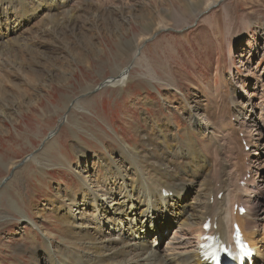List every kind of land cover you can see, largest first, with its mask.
I'll return each mask as SVG.
<instances>
[{
	"label": "rangeland",
	"instance_id": "1",
	"mask_svg": "<svg viewBox=\"0 0 264 264\" xmlns=\"http://www.w3.org/2000/svg\"><path fill=\"white\" fill-rule=\"evenodd\" d=\"M212 1L215 5L208 7ZM3 4L0 8L6 7ZM61 4L52 15L60 23L45 25L53 13L45 11L24 24L19 31L24 34L0 38V264H32L34 253L28 248L42 255L51 239L60 243L65 227L55 215L56 188L67 195L76 192L81 186L79 171L91 166L86 182L99 191L109 178L100 158L102 152L110 154L103 142L113 147L111 157L126 169L128 159L118 157L121 145L153 152L149 139L154 134L152 140L164 150L162 133L177 132L183 145L189 128L197 131L200 125L202 131L208 128L206 138L196 132L194 137L200 147L202 140L210 145L212 152L201 168H211L213 189L216 194L227 189L221 187L227 176L242 187L247 179L254 180L250 188L254 185L256 192L249 193L253 202L248 203L245 218L257 220L264 233V0ZM198 12L201 15L195 17ZM16 18L11 13L9 22ZM116 68L128 70L121 87L108 85ZM151 69L155 77L148 73ZM189 113L194 114L192 121ZM241 122L245 131L239 134L235 127L244 128ZM248 133L254 142L247 136L248 145L243 140L241 144ZM143 141L152 145L143 147ZM82 149L87 160L78 158ZM64 158L70 162L63 166ZM129 170V179L137 180V171ZM202 185L200 195L192 198V191L183 196L189 205L210 189ZM167 196L175 199L172 192ZM216 203L204 216L218 211L221 203ZM201 207L195 206L191 214ZM85 211L92 234L100 213L92 207ZM29 213L37 224L25 216ZM171 222L146 238L162 257L173 254L175 246L184 247L187 239L193 241L185 235L187 227L176 219ZM103 232L117 239L127 237L107 223ZM23 244L25 251H20Z\"/></svg>",
	"mask_w": 264,
	"mask_h": 264
},
{
	"label": "bare ground",
	"instance_id": "2",
	"mask_svg": "<svg viewBox=\"0 0 264 264\" xmlns=\"http://www.w3.org/2000/svg\"><path fill=\"white\" fill-rule=\"evenodd\" d=\"M67 2L68 0H0V3L6 5V7L0 8V38L8 40L9 37L18 33L23 28L24 24L29 23L33 18L45 11L49 13L51 11L53 12H51L52 14L50 13L51 17L49 16L50 18L45 25L49 26V24H51L50 22H54V20L56 24L59 18L52 17V15L55 14L53 16H56L61 9L60 4L62 3L61 5L64 6ZM211 3L215 5L213 1L208 2V7L212 6ZM1 9H5L4 12L1 11ZM11 13L17 16L15 22H9ZM200 15L201 12H198L195 14V17ZM68 17L71 19L72 15ZM48 29H50V27ZM21 32L19 33L21 34ZM21 36L22 35L19 37ZM19 45L21 44L19 43ZM4 52L8 51L5 50ZM12 54L16 55L19 53L13 52ZM8 56H10V53ZM20 64L22 63L20 62ZM127 71L128 70H123L121 68L114 70L115 76L109 80L110 83L108 85L121 87L127 82ZM148 73L154 76L155 71L153 72L151 69L148 70ZM171 84L173 85V83ZM189 116L192 121L194 114L189 113ZM242 123L243 122L240 124L244 126ZM169 124L170 123L167 121L168 127ZM204 129L205 130L202 131L201 125L200 129L197 130L198 132L189 128L190 131H187V140L183 145L178 142L179 136L177 132L174 135L167 131L162 133L160 138L162 139L164 150L152 140L155 135H150L149 141L154 145L155 149L153 152L143 148L144 146L150 147L152 145H146L147 143L145 141L142 142V148L144 150H141L140 146L128 150L121 145V142V144H119L121 148L119 147L118 157L123 158V160L124 158L128 159L129 166L126 169L121 167L115 158L111 157L113 154V147L110 148L111 146L109 147L106 142H103V148L110 153L109 156H106L103 152L100 153V158L104 163V169L109 176L108 180L103 181L99 191L90 188L86 182V177L89 176L91 166H87V168H83V171H79L81 175V177H79V179H81V186L79 184V186H76V192L70 191L69 195H67L63 194L61 189L56 188L57 199L55 205L57 208L55 209V215H57L60 223L65 227L61 229V244L57 243L55 245L56 239H51L47 244V248L42 249V255L39 253L38 249L34 250L31 247L28 248L34 253L32 264H39L42 260L47 264H207V262L203 261L197 239L201 236L203 225L208 219L217 224V228L213 231L218 233L220 237L225 240H229L231 237L233 224L235 222L239 223L244 238L250 242V245L256 253L252 260L253 263L249 264H264V233L261 232L262 229L257 220L249 221L245 218L248 212V203L253 202L249 193L251 191L256 192V190H254V185L250 188V184L252 185L254 180L251 183V179H247L245 183L246 186L242 187L233 184L232 179L227 176L221 186H227V189L219 191L216 194V191L213 189L214 184L210 181L211 168L210 170L208 166L201 168L202 164H207L208 155L210 156L212 152L209 149L210 145L203 143L202 140V142L199 143L201 145L200 147L196 142L195 137L197 135L194 137V133L196 132L198 135H205L206 138L205 131L207 132V126H205ZM238 129H240V131ZM170 130H172V128ZM235 130H238L239 134L244 133L245 126L244 128H240L239 125V127H235ZM247 136L252 139V134L250 135V133H248L245 139H241V144L242 140H246L245 145H248ZM251 141L252 143L254 142L253 139ZM118 142H120V139ZM245 145H243L242 148H244ZM78 158L79 160L82 158H86L87 160V153L84 152L83 149L82 151L79 150ZM69 162L68 159L66 160L64 158L60 164L62 163L64 166L65 163L67 164ZM12 163L13 162H11V164ZM196 167L200 169L196 170ZM129 169L137 171V173L134 171L135 175L138 176L137 180L133 176V179H129L131 176H129V172H132ZM247 171L251 172L250 166L247 167ZM114 179H120L122 183H113L112 180ZM201 181L206 186H209L210 189L203 195L199 202L189 205L184 198L192 191V198L200 195L203 189ZM198 183H200V187H198ZM226 183H230L234 186L229 188L230 184ZM195 187L198 189H195ZM246 190H248L247 193ZM171 192L175 199L166 196L167 193ZM221 192L224 194L222 198L219 199L218 194ZM184 195L185 197L183 198ZM212 197L214 199L211 203L210 200ZM216 197V201L221 203V207L217 212L209 216H204L210 204L212 206L217 204L215 201ZM107 202H109V205ZM225 202H229V205L224 208L226 205ZM255 203L256 202L252 204V207ZM236 205H238V209L235 211ZM195 206L202 207L197 211V214H191V210H194ZM241 206L247 209L245 215H239L238 213L239 207ZM85 207H92L94 211H99L100 213V216L96 215L97 217H95L97 220V227L96 225L93 226L95 232L92 234L88 233L90 231H88V228L91 227V223L84 219V215H86ZM254 207L258 208L257 206ZM15 208H17V206ZM73 209H75L76 212L79 210V215L76 216ZM255 210L252 213L253 216H255ZM41 211L42 210L38 211L39 214ZM25 216L31 217L32 219L30 220H33L37 224L30 213ZM174 219H176V222H178L182 228H188L185 230V235L192 237L193 241L190 242L189 239L184 238L188 240L184 247L175 246L173 254L162 257L158 249L148 245L146 238L151 233L159 231V229H165ZM104 223L109 224V227H113L114 231L121 232V234L126 233V239H117L113 237V234L110 232L104 233ZM194 244H196L197 249L196 247L192 249ZM24 249L25 244L19 247L20 251H25ZM130 256H133V258L129 259ZM20 263L25 264L24 261ZM232 264L239 263L234 262ZM244 264L248 263L246 262Z\"/></svg>",
	"mask_w": 264,
	"mask_h": 264
},
{
	"label": "snow or ice",
	"instance_id": "3",
	"mask_svg": "<svg viewBox=\"0 0 264 264\" xmlns=\"http://www.w3.org/2000/svg\"><path fill=\"white\" fill-rule=\"evenodd\" d=\"M225 251H227V249H225Z\"/></svg>",
	"mask_w": 264,
	"mask_h": 264
}]
</instances>
